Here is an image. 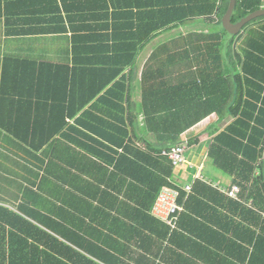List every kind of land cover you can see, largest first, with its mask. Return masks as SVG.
<instances>
[{"label": "crops", "instance_id": "0c3cea01", "mask_svg": "<svg viewBox=\"0 0 264 264\" xmlns=\"http://www.w3.org/2000/svg\"><path fill=\"white\" fill-rule=\"evenodd\" d=\"M56 1L61 9L59 14L49 12L54 6L53 0H0V205L17 211L24 191L31 189L36 194L30 197L37 200V205L29 204L27 208L33 209L34 214L46 215L48 221L60 222L69 231L79 229L87 235H94L97 244L109 245L118 252L123 250L125 238L129 240L127 245L133 247V251L126 249L129 264H140L137 260L142 264H151L153 260L159 264H238L244 249L251 250L247 228L259 233L261 227L243 221L231 201L251 209L260 220H264V142L260 136L263 130L258 132L255 129L260 128L255 120L257 111L254 119L247 120V126L245 122L235 123L238 117L242 119V108L236 113V108L225 106L180 134V141L186 144L185 161L178 166L172 165L171 175L166 179L181 189L190 184L192 198L186 204L183 202L184 210L176 227L169 228L163 239L162 229L169 226L153 212L159 191L152 200L148 194L145 198L147 189L136 183L132 168H125L124 163L118 167L116 162H93L86 152L90 142L81 134L89 132L81 124H75L84 110L89 109L95 116L106 120H117L122 111L99 102L97 96L93 99L97 104L94 109L87 105L78 113L67 114L66 127L59 131L55 129L62 122V108H68L73 99L69 89L71 80L58 78L55 66L77 67L78 100L85 97L87 74L100 79L115 68L114 64L104 62L112 54L106 48L109 43L101 44L100 50L93 54L89 50L93 42L88 39L85 43V37L89 35L83 31L74 32L90 21L76 18L83 15L80 12L66 14L61 0ZM82 2L67 0L65 5L70 9L80 7ZM220 3L221 0H216L217 6ZM57 15L61 19H56ZM67 15L75 18L67 19ZM262 25L264 19L240 32L233 52L239 53L241 59L246 52L244 43L251 34H258ZM222 28L214 14L189 18L161 29L140 45L134 62L125 66L112 82L122 81L127 86L120 101L126 109L123 116L127 117L129 110L137 115L136 130L144 142L142 148H146L145 142L155 147L164 145L158 143L155 135L147 129L141 111V76L150 56L156 52L166 55L180 50L161 47L169 40L193 32L219 33ZM74 40H77L76 53L73 52ZM223 51L226 52L225 47ZM90 54L96 55L100 61L93 64L82 62ZM229 60L227 56L223 68L231 67ZM242 66L239 61L238 71ZM260 69L251 66L255 73ZM65 81L68 82L66 86ZM242 84L244 87L240 90L245 103L249 98L246 94L249 83L244 79ZM261 96L263 102L264 92ZM111 100L119 102L117 97ZM255 104L257 108L263 107L261 101ZM72 126L78 130H71ZM212 150L213 154L210 153ZM227 151H231L234 157ZM123 170L129 174H124ZM234 184L240 187L241 200L229 197L223 191ZM95 189L98 194L94 193ZM229 219L241 222L243 226L233 228V221ZM121 226L127 232H123ZM135 228L142 229V235L132 236L129 230L135 231ZM156 241L162 242L158 256L154 254ZM139 243L143 249L134 248ZM143 255L144 259L141 258Z\"/></svg>", "mask_w": 264, "mask_h": 264}, {"label": "trees", "instance_id": "16d2710c", "mask_svg": "<svg viewBox=\"0 0 264 264\" xmlns=\"http://www.w3.org/2000/svg\"><path fill=\"white\" fill-rule=\"evenodd\" d=\"M53 1L54 6L49 9V12L59 14L61 9L58 2ZM80 1H83L80 7L68 9L65 5L67 0H61L66 14L80 12L83 15H78L76 18L90 21V24L78 27L74 32L83 31L84 34L89 35L85 37L87 39L85 43L88 39L93 42L89 47L93 54L100 50L101 44L109 43L106 48L112 54L104 62L114 64L115 68L100 79L87 74V84L84 87L85 97H80L78 100L77 67L55 66L57 70L55 75L58 78H64L63 81L71 80L69 89L73 98L68 103V108H62V122L56 126L57 131L66 127L67 114L78 113L79 110H84V106L87 105L88 108L94 109L97 104L93 99L97 96L99 102L107 103L108 107H115L123 114L126 113V109L120 101L124 98L127 86L122 81L112 82L121 74L125 66L134 62L140 45L159 30L183 23L189 18L215 14L220 24L229 2V0H221L220 5L217 6L216 0ZM5 7L4 10L8 13L7 7L6 9ZM260 8L259 0H237L231 20L237 22ZM72 18L75 16L67 15V19ZM56 19H61V17L57 15ZM262 19L264 16L251 20L242 30ZM98 21L100 23L95 24ZM260 30H257L258 34H251L252 36L244 43L246 52L243 59L239 53L233 52L241 31L236 35L227 33L223 28L219 33L193 32L161 45L162 48L177 47L180 50L168 52L166 55L156 52L150 56V61L145 65L141 76V111L147 129L155 135L158 143L164 145L155 147L145 142L146 148H142L141 143L144 142L138 137L136 130L137 115L131 110L127 117L120 114L117 120H106L95 116L88 109L83 111L80 118H76L75 124L76 126L81 124L89 132L81 133L90 142L86 150L89 158L93 162H98V160L116 162L118 167L124 163L125 168L127 166L132 168L136 183L144 186L145 190L147 189L145 198L148 194L152 200V196L157 191L168 186L178 191V202L186 204L191 200L193 190L190 193L186 192L166 179L171 175L172 164L166 155H162L163 149H168L180 141V134L212 112H219L221 108L229 106L231 109L236 108V113L237 109L240 112L242 108V119L238 117L235 123L245 122L247 126H249L247 120L254 119L255 110L257 111L255 120L258 121L261 129L257 127L255 129L258 132L263 130L260 136L264 142V101L262 102L261 96L264 92V25ZM223 34L225 36L227 34L229 40L225 39ZM73 43V52L76 53L77 40H74ZM223 47L226 52L223 51ZM227 56L231 63L229 69L223 68ZM99 61L96 55L92 54L82 60V62L92 64ZM239 61L243 66L238 71L236 67ZM155 63H159V65L155 66ZM253 65L261 68L259 73L251 70ZM241 71L242 73H240ZM244 79L249 83V86L246 87V94L249 98L245 103L242 99L244 94L241 92L244 87L242 84ZM56 83L59 81L57 80ZM67 84L68 82L65 86ZM109 84L111 86L105 90ZM102 91L104 93L100 95ZM112 97H117L119 102L111 100ZM259 101L263 104L262 108H257L255 104ZM128 105L130 104L128 103ZM70 129L78 130L74 126ZM100 129L103 131L101 132ZM119 148L122 153L119 152ZM227 152L229 156L234 157L231 151ZM210 153L213 154V150ZM46 166L48 167V165ZM123 171L124 174H129L127 170ZM250 172L251 170H248V173ZM141 179L142 181H140ZM94 193L98 194L96 189ZM34 194L36 192L33 190L26 189L22 204L18 205L17 211L0 205V264H129L126 261L128 257L126 249L133 251V247L127 245L130 243L129 240L125 238L126 241L122 242L123 250L118 252L109 245L97 244L95 236L87 235L85 231L79 229L69 231L60 222L53 219L48 221L46 215L40 217L38 214H34L33 209L30 211L27 208L29 204L37 205V200L30 197ZM262 197L264 202V194ZM95 201L101 205L100 201L96 199ZM231 203L238 208L243 221H249L254 225L259 224L261 227L259 233L247 228L249 230L247 232L249 235L248 244L251 246V250L244 249L242 260L237 259L238 264H244V262H247L246 264H264V220H260L261 218L251 209L245 208L235 201H231ZM229 221H233V228L239 229L243 226L241 222L232 219ZM169 228L162 229L161 237L163 239H165ZM120 229L127 232L123 226ZM141 230L135 228V231L129 230V232L132 236H140L142 235ZM108 236L110 237V235ZM235 238L237 241L240 240L237 235ZM155 244L157 251L154 254L158 256L162 242L156 241ZM135 246L134 248L143 249L141 243ZM239 248L243 250V247ZM119 254L121 255L119 256ZM141 258L144 259L145 255ZM137 261V263H143ZM151 264H159V262L153 260Z\"/></svg>", "mask_w": 264, "mask_h": 264}, {"label": "built area", "instance_id": "2783aa9c", "mask_svg": "<svg viewBox=\"0 0 264 264\" xmlns=\"http://www.w3.org/2000/svg\"><path fill=\"white\" fill-rule=\"evenodd\" d=\"M261 7L264 8V0H259ZM186 144L182 141L172 145L168 149H163L162 154L166 155L173 166L181 165L185 161ZM186 192L191 191V185L186 184L183 186ZM223 191L236 200H241L239 197L240 187L238 184L232 185L229 189ZM184 210L183 203L178 202V191L174 188L164 187L157 196L153 206V212L160 216L167 225L172 229L176 227L180 213Z\"/></svg>", "mask_w": 264, "mask_h": 264}, {"label": "water", "instance_id": "95a60500", "mask_svg": "<svg viewBox=\"0 0 264 264\" xmlns=\"http://www.w3.org/2000/svg\"><path fill=\"white\" fill-rule=\"evenodd\" d=\"M236 1L237 0H229L227 9L221 18L223 29L231 35L238 34L248 22L264 15V8L261 7L260 9L255 10L246 15L245 17L241 18L239 21L232 22L231 16L236 7Z\"/></svg>", "mask_w": 264, "mask_h": 264}, {"label": "rangeland", "instance_id": "374dc122", "mask_svg": "<svg viewBox=\"0 0 264 264\" xmlns=\"http://www.w3.org/2000/svg\"><path fill=\"white\" fill-rule=\"evenodd\" d=\"M224 35V34H223ZM225 36V35H224ZM229 36L226 34L225 39H227Z\"/></svg>", "mask_w": 264, "mask_h": 264}]
</instances>
